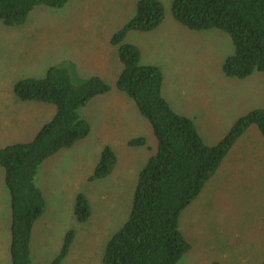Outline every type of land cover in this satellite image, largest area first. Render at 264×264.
Instances as JSON below:
<instances>
[{
    "label": "rangeland",
    "instance_id": "374dc122",
    "mask_svg": "<svg viewBox=\"0 0 264 264\" xmlns=\"http://www.w3.org/2000/svg\"><path fill=\"white\" fill-rule=\"evenodd\" d=\"M160 1L163 23L151 32H129L125 41L140 49L144 63L162 70L165 99L194 122L206 145L215 146L240 117L264 109L263 75L227 77L222 64L233 52L228 35L216 29L190 31L173 20L171 0ZM136 2L69 0L60 9L34 8L18 27L0 22V147L31 141L55 113L54 106L17 100L18 80L43 77L50 66H59L73 84L98 76L110 86L80 109L90 124L89 136L38 169L35 183L46 209L32 233L33 264L51 262L69 230L75 235L63 264H102L105 242L126 221L139 171L155 153L149 123L115 87L121 65L110 40L133 17ZM135 138H144L145 145L129 147ZM105 146L116 154V168L104 180L89 181ZM78 193L91 206L82 224L73 218ZM179 224L192 248L178 264L259 263L264 256V142L257 132L236 142ZM9 228L10 198L0 168V264H11Z\"/></svg>",
    "mask_w": 264,
    "mask_h": 264
},
{
    "label": "trees",
    "instance_id": "16d2710c",
    "mask_svg": "<svg viewBox=\"0 0 264 264\" xmlns=\"http://www.w3.org/2000/svg\"><path fill=\"white\" fill-rule=\"evenodd\" d=\"M69 0H0V22L6 27L25 23L38 6L60 9ZM173 20L190 31L219 30L230 38L233 52L222 64L229 78L245 79L258 72L264 78V0H171ZM160 0H137L135 14L110 40L116 48L121 70L115 87L130 98L138 113L149 123L156 142L155 153L139 171L129 215L105 242L102 264H178L192 244L180 229V215L201 194L236 142L254 130L264 142V109L240 117L215 146L206 145L194 122L177 113L163 96L162 70L142 61L140 49L125 41L129 32L147 33L164 21ZM110 86L93 76L73 84L68 70L50 66L43 77L23 78L13 86L20 102L55 107L50 121L25 143L0 147V168L10 198V262L33 264L30 243L35 223L43 216L46 202L35 183L42 163L61 150L86 139L90 124L80 109ZM143 147L144 138L128 141ZM117 157L109 146L89 177H110ZM91 216L88 198L78 193L73 218L85 223ZM75 232L69 230L63 244L47 264H63ZM210 264H223L214 259ZM258 264H264V256Z\"/></svg>",
    "mask_w": 264,
    "mask_h": 264
},
{
    "label": "crops",
    "instance_id": "0c3cea01",
    "mask_svg": "<svg viewBox=\"0 0 264 264\" xmlns=\"http://www.w3.org/2000/svg\"><path fill=\"white\" fill-rule=\"evenodd\" d=\"M34 230V229H33ZM10 233V232H9ZM30 249H31V244H30ZM10 256V255H9ZM40 261V260H39ZM41 262V261H40Z\"/></svg>",
    "mask_w": 264,
    "mask_h": 264
}]
</instances>
